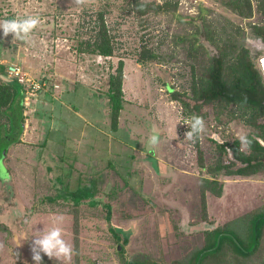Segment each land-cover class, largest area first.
<instances>
[{
	"label": "rangeland",
	"instance_id": "374dc122",
	"mask_svg": "<svg viewBox=\"0 0 264 264\" xmlns=\"http://www.w3.org/2000/svg\"><path fill=\"white\" fill-rule=\"evenodd\" d=\"M129 1L0 0V20L39 18L26 40L11 33L0 38V63L19 69L25 90L22 140L0 156V264H34L33 237L54 226L72 245L70 259L50 258L57 264H183L203 245L205 230L225 223L245 247L253 244L243 215L264 209V171L218 170L222 192L206 191L205 220L198 184L200 176L211 177L207 169L218 160L233 161L234 139L248 153L239 136L248 139L264 128L233 103L195 99L192 79L223 45L243 46L249 32L260 36L253 27H264V0H250L249 16L237 12L244 0H142L152 6L143 14L132 11ZM100 9H107L114 36L107 57L77 50ZM262 55L250 59L264 83ZM118 59L123 107L112 129L104 91ZM11 79L6 68L0 81ZM188 111L204 122L192 139L184 136ZM254 122L264 124V115ZM153 134L158 143L149 145ZM94 177L95 203L75 205L64 197ZM185 217L188 226L181 230Z\"/></svg>",
	"mask_w": 264,
	"mask_h": 264
},
{
	"label": "trees",
	"instance_id": "16d2710c",
	"mask_svg": "<svg viewBox=\"0 0 264 264\" xmlns=\"http://www.w3.org/2000/svg\"><path fill=\"white\" fill-rule=\"evenodd\" d=\"M129 3L131 4V10L139 14H143L152 8L151 4L147 1L130 0ZM250 3V0H244L242 4L244 7L243 11L237 10V12L249 16L251 13ZM259 7L262 13H264L262 5ZM106 10L100 9L96 11L93 26L89 27L90 33L87 37L81 38L77 43V50L80 53L106 57L113 55L115 49L114 36L111 35L105 22L104 15ZM8 19H13V17L9 16ZM253 32L264 37V27L254 26ZM223 46L219 54L210 59L204 73L197 80L192 79V87H194L192 92L197 93L195 99L204 102L219 100L225 104L233 103L238 108H242L244 113L249 112L252 125L264 128V124L257 125L254 122L257 115H264V83L261 75L251 62L248 51L244 46L233 47L226 44ZM227 47H232L231 50H235L234 56L231 59L227 58ZM144 55L145 53L141 52L140 60L145 58ZM6 68V65L0 63V75H4ZM122 80L123 61L122 59H118L114 71L108 75L107 86L104 91L107 97L112 129H116L118 116L123 107ZM24 91L23 85L15 78L7 82L4 80L0 81V156L8 151L10 145L20 141L24 122ZM172 97L177 99L174 92ZM183 105L187 107V103L183 102ZM188 115L191 117L195 116L190 111H188ZM248 140L251 141L248 153L241 151L238 140L234 139L229 145L233 161L221 163L218 160L214 167H208L207 169L211 177H199L198 190L203 212L202 219H206V191L216 196H220L222 192V184L216 178L218 170L223 169L225 175H250L264 170V133L260 132L256 135H250ZM235 161L239 162L240 165L232 169L231 167L235 165ZM199 165L203 167L201 158ZM97 191V180L94 177L91 178L88 184L77 186L71 191L67 190V196L64 197H70L75 205L83 199H88L91 203H95V199L93 198ZM243 217L247 218L250 223L248 228L252 234L253 242L250 247H245L234 233L228 231L226 229L227 223H225L224 225L205 230L206 236L203 245L191 252L192 256L188 262L184 260V263H180L264 264V209L250 211L244 214ZM257 254L258 259L252 260ZM250 260L252 261L249 262ZM41 264H57V261L41 255ZM121 264L161 263L152 261L143 263L137 260H128Z\"/></svg>",
	"mask_w": 264,
	"mask_h": 264
},
{
	"label": "clouds",
	"instance_id": "9594fccd",
	"mask_svg": "<svg viewBox=\"0 0 264 264\" xmlns=\"http://www.w3.org/2000/svg\"><path fill=\"white\" fill-rule=\"evenodd\" d=\"M38 23L39 18L36 16L0 20V38L11 33L12 38L16 40H26ZM243 46L247 49L250 57H254L257 53H264V37L255 36L249 32L243 37ZM203 129L204 122L202 118L199 116H193L189 122V129L185 132L184 136L188 139H192L203 131ZM239 140L242 146H247L251 143V141H249L243 134L239 136ZM157 143V135H151L148 139V144L155 145ZM229 155H231L230 150ZM187 226L188 220L187 217H185L180 224L181 230H186ZM61 233L62 229L59 226H54L49 228L48 231L33 237L30 251L31 259L34 264H41V253L49 258H71L72 245L62 238Z\"/></svg>",
	"mask_w": 264,
	"mask_h": 264
},
{
	"label": "built area",
	"instance_id": "2783aa9c",
	"mask_svg": "<svg viewBox=\"0 0 264 264\" xmlns=\"http://www.w3.org/2000/svg\"><path fill=\"white\" fill-rule=\"evenodd\" d=\"M7 73L12 76L13 78H15L18 82H20L22 84V80L24 81L23 77L17 76L19 73V69L14 65V64H10L7 67ZM20 77V78H19ZM31 88H34L33 90H35L36 88H39L41 86V84L37 87H33L34 85H29Z\"/></svg>",
	"mask_w": 264,
	"mask_h": 264
},
{
	"label": "crops",
	"instance_id": "0c3cea01",
	"mask_svg": "<svg viewBox=\"0 0 264 264\" xmlns=\"http://www.w3.org/2000/svg\"><path fill=\"white\" fill-rule=\"evenodd\" d=\"M264 55H262V57H263ZM262 63H263V66H264V58L262 59ZM262 66V67H263ZM262 69V68H261ZM20 139L22 140V136L20 137ZM262 171H264V170H261V171H259L258 173H263Z\"/></svg>",
	"mask_w": 264,
	"mask_h": 264
},
{
	"label": "bare ground",
	"instance_id": "6f19581e",
	"mask_svg": "<svg viewBox=\"0 0 264 264\" xmlns=\"http://www.w3.org/2000/svg\"><path fill=\"white\" fill-rule=\"evenodd\" d=\"M264 58V56L263 57H261V59H260V66H261V68H262V70L264 71V66H263V63H262V59ZM263 66V67H262Z\"/></svg>",
	"mask_w": 264,
	"mask_h": 264
},
{
	"label": "flooded vegetation",
	"instance_id": "af4514ba",
	"mask_svg": "<svg viewBox=\"0 0 264 264\" xmlns=\"http://www.w3.org/2000/svg\"><path fill=\"white\" fill-rule=\"evenodd\" d=\"M261 57H262V56H261ZM261 57H260V58H261ZM259 62H260V60H259Z\"/></svg>",
	"mask_w": 264,
	"mask_h": 264
}]
</instances>
